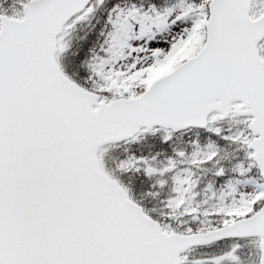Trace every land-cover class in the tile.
Masks as SVG:
<instances>
[{"label": "snow or ice", "instance_id": "obj_1", "mask_svg": "<svg viewBox=\"0 0 264 264\" xmlns=\"http://www.w3.org/2000/svg\"><path fill=\"white\" fill-rule=\"evenodd\" d=\"M0 264H264V0H0Z\"/></svg>", "mask_w": 264, "mask_h": 264}]
</instances>
